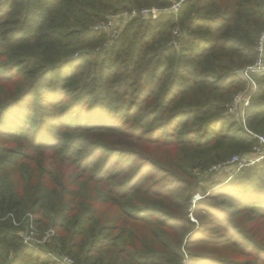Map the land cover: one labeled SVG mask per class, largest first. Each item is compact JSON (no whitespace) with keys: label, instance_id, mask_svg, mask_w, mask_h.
Segmentation results:
<instances>
[{"label":"trees","instance_id":"trees-1","mask_svg":"<svg viewBox=\"0 0 264 264\" xmlns=\"http://www.w3.org/2000/svg\"><path fill=\"white\" fill-rule=\"evenodd\" d=\"M177 1L0 0V264H264V157L199 178L264 137V70L244 119L229 112L264 0H182L111 41L93 28ZM27 215L54 231L43 252L17 234Z\"/></svg>","mask_w":264,"mask_h":264},{"label":"built area","instance_id":"built-area-1","mask_svg":"<svg viewBox=\"0 0 264 264\" xmlns=\"http://www.w3.org/2000/svg\"><path fill=\"white\" fill-rule=\"evenodd\" d=\"M182 0H179L175 3H173L170 7L168 8H142L140 10H135L132 9L130 11H121L117 14L109 16L106 20L101 21L93 26L94 29L104 31L108 37V40L111 41L114 38L118 36L120 33L121 29L124 27V25L133 17L141 15L143 17H156L160 13H165L168 11H174L176 12L178 8L181 5ZM257 49L259 51V58L255 62V64L251 67L245 68L243 70L239 71V74L245 79L247 82V86L245 88V91L248 90H254L255 87V82L254 80L249 76L250 71H255V70H263L264 66L262 64L263 61V56H264V31L261 32V34L258 37L257 40ZM249 87V88H248ZM243 93H240L235 96L233 105L238 102V100L241 98L242 101V107L235 112V116L238 117V119H244L245 116V107L249 103V95L246 94V98L241 97ZM234 107V106H233ZM258 138V144L254 146L253 151L250 153H245V154H240V155H234L227 164L223 165L221 168L226 167L228 168L230 165H232V174L229 175L230 177L233 175L235 171H238L242 169L245 166H249L254 164L255 162L260 161L264 157V137L261 135H255ZM220 168V165L215 166L214 169ZM27 226H34L32 222H30V219L27 222ZM36 231H33L32 233L30 232L29 234H24L21 233L19 234L22 242L33 248L36 251H41L44 250L40 245L33 243L34 239V233ZM49 236H52L54 234V231L52 229H49L47 231ZM51 256L54 257V253H50ZM59 262L62 264H74V260L68 256V255H60L56 254Z\"/></svg>","mask_w":264,"mask_h":264},{"label":"rangeland","instance_id":"rangeland-1","mask_svg":"<svg viewBox=\"0 0 264 264\" xmlns=\"http://www.w3.org/2000/svg\"><path fill=\"white\" fill-rule=\"evenodd\" d=\"M262 64L264 66V62L263 61H262ZM244 91H241V93H243V95H241V97H243V98H246V94L249 95V97H250L251 93L253 92V90H248L246 92H244ZM241 103H242V101H241V98H240L238 100V102L235 103V105L232 104V106L229 108V112L232 113V117L235 120L238 119V117L235 116V112H237L242 107V104ZM231 169H232V165H230L228 168H226V167L216 168V169H214V172L213 173L209 169L207 171H203V172L200 173V176H199L200 182L205 183L206 176H209L210 178L208 179V182H206L208 184H212L213 185V184L217 183V185L218 184L220 185V182L225 183V182H227V180L230 179L229 178L230 177L229 175L232 174V171H230ZM210 172H211V174H210ZM200 194L201 193L198 192L197 195L200 196ZM27 218H28V215L26 217H23L22 224H19V223L15 222V225L18 228L17 229V234L24 233V234L27 235L30 232L32 233L33 231H36L34 233V239H33L32 242L35 243V244L40 245L41 247H45L46 248L47 247V244L51 241V236H49V234L47 232V231H49V229H47V230H39L35 225L34 226H27V223H23ZM41 252H43V250H41ZM48 255L50 257H52L53 260L56 261L58 264H62V263L59 262V259L57 257H55V256H57L56 254L54 255V257L51 256L49 253H48ZM60 255H68V254H60ZM184 263H185V261H184Z\"/></svg>","mask_w":264,"mask_h":264}]
</instances>
